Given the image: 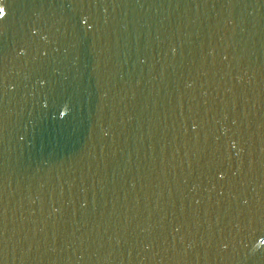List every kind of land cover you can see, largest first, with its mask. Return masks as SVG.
Wrapping results in <instances>:
<instances>
[{
	"label": "water",
	"instance_id": "obj_1",
	"mask_svg": "<svg viewBox=\"0 0 264 264\" xmlns=\"http://www.w3.org/2000/svg\"><path fill=\"white\" fill-rule=\"evenodd\" d=\"M0 264H264V0H0Z\"/></svg>",
	"mask_w": 264,
	"mask_h": 264
}]
</instances>
